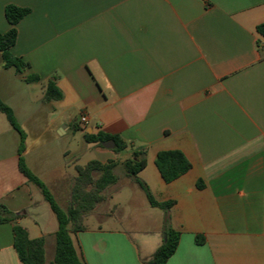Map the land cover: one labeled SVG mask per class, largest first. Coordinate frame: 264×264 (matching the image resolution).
Here are the masks:
<instances>
[{"label":"crops","instance_id":"1","mask_svg":"<svg viewBox=\"0 0 264 264\" xmlns=\"http://www.w3.org/2000/svg\"><path fill=\"white\" fill-rule=\"evenodd\" d=\"M8 4L29 9L15 25L10 51L39 81L0 72V98L20 129L27 126L34 136L29 141L21 129L23 159L53 199L69 205L81 154L123 162L142 150L145 166L137 178L156 201H173L169 225L179 238L165 264H264V39L255 31L264 22V0H0V33L11 27ZM7 70L0 55V71ZM48 80L60 100H42ZM48 132L67 143L77 132L118 135L127 147L115 153L83 135L79 149L64 147L50 161L31 152ZM18 144V132L0 116V205L16 216L0 223V264H22L14 224L29 239L43 238L44 264H51L57 221L20 172ZM167 150L190 163L170 183L154 165L157 152ZM122 176L85 220H119L118 202L112 215L107 205L123 187L143 194ZM158 210L140 219L141 227L103 229L84 221L86 229L71 234L78 257L85 264H144L164 242Z\"/></svg>","mask_w":264,"mask_h":264},{"label":"trees","instance_id":"2","mask_svg":"<svg viewBox=\"0 0 264 264\" xmlns=\"http://www.w3.org/2000/svg\"><path fill=\"white\" fill-rule=\"evenodd\" d=\"M29 13L28 8H20L11 4L4 7V17L11 26L6 32L0 33V55L2 67L4 69L12 68L16 75L23 78L25 83H36L39 81L37 75H26L25 69L28 66L21 58L12 55L11 48L16 40L15 25ZM256 33L264 39V22L257 25ZM264 55V50H261ZM60 91L55 87L53 80H48L43 101L61 99ZM0 113H2L10 126L19 134L18 167L22 175L34 183L48 203L57 221V231L55 233V250L51 264H85L78 257L74 248L71 234L84 231L85 218L94 210V208L106 200L105 190L107 187L118 181V176L114 170L118 166L116 160H107L101 163L97 160H90L84 165L74 167L75 176L72 179L69 189V205L61 209L44 184L26 167L23 159L24 151V133L18 126L12 110L0 98ZM86 143H94L101 146L103 142H112L113 152L118 153L127 147V144L118 136L96 132L84 133ZM154 165L165 183H170L190 169V163L184 155L178 150H167L157 152ZM124 174L132 179L143 192L147 203L158 208L163 212V225L165 241L153 252L152 256L144 264H165L169 257L174 253L179 234L169 225V209L173 201L158 202L149 192L146 185L137 178V174L145 166V152L134 151L131 157L121 162ZM198 189L202 188L200 182L196 183ZM16 218L10 214L7 209L0 205V223L11 222ZM14 238V249L18 259L22 264H44V240L43 238L29 239L25 229L14 224L12 227ZM197 245H201L204 239L200 236L194 238Z\"/></svg>","mask_w":264,"mask_h":264},{"label":"rangeland","instance_id":"3","mask_svg":"<svg viewBox=\"0 0 264 264\" xmlns=\"http://www.w3.org/2000/svg\"><path fill=\"white\" fill-rule=\"evenodd\" d=\"M0 72H13V69L9 68L7 71H0ZM1 93L3 94V90ZM0 116H3V115H0ZM21 129L26 134H28L30 138L29 141L35 140L34 136L30 137L27 126H21ZM37 129L39 131V129H42V128H37ZM83 135L84 134L77 132L76 137L73 139V141L67 143L65 139L59 138L56 135H53L52 133L48 132L45 135H43L42 140H39L41 141L40 143H44V144L42 146L41 145L38 146L39 144L34 145L32 148L33 151L31 152H34V151L42 152L43 154H46L50 158L49 159L50 161H55L57 158V154L60 152L62 148L68 146L69 148H72L73 150L79 149L82 145ZM92 159H94V156L89 153L81 154L78 160V165H84L87 161L92 160ZM116 161L119 164L115 168L114 172L118 177L122 178L123 177L122 175H124V171L121 166V161L120 159ZM55 202L63 210H65L68 207L67 204L65 205L63 203H60L56 199H55ZM114 202L115 203L118 202L117 212H118L119 220L113 219V217H107L106 219L97 220L95 217L91 216L85 220V223L88 224L90 227L96 226L99 224L103 229H122V228H126V226H128V228H130V226L137 227L141 225L140 219L142 218L147 219L149 217H154L153 212L159 211L158 209H153V211L146 210L145 207L148 208V204L143 194L140 191H137L136 193L135 192L132 193L131 191L127 189V187H123L122 191H120V193L115 196L114 200L108 203L107 205L108 215H112L115 212V210L112 208L114 205ZM104 210L105 209L102 208V209H99L98 212L102 213L104 212ZM52 249L53 248H49L47 246L46 248V258L47 259H51L52 254H53Z\"/></svg>","mask_w":264,"mask_h":264},{"label":"water","instance_id":"4","mask_svg":"<svg viewBox=\"0 0 264 264\" xmlns=\"http://www.w3.org/2000/svg\"><path fill=\"white\" fill-rule=\"evenodd\" d=\"M101 146L106 149H113L114 144L112 142H103ZM163 241H165V236H163Z\"/></svg>","mask_w":264,"mask_h":264},{"label":"built area","instance_id":"5","mask_svg":"<svg viewBox=\"0 0 264 264\" xmlns=\"http://www.w3.org/2000/svg\"><path fill=\"white\" fill-rule=\"evenodd\" d=\"M79 124H81V125H86V122H87V118H86V116L85 115H80V117H79Z\"/></svg>","mask_w":264,"mask_h":264}]
</instances>
